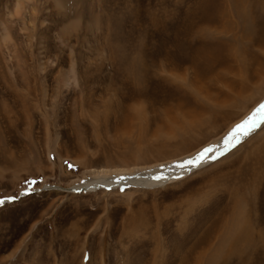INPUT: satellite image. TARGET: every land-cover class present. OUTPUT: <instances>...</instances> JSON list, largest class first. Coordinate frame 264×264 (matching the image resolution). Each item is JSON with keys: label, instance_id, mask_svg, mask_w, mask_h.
Segmentation results:
<instances>
[{"label": "rangeland", "instance_id": "1", "mask_svg": "<svg viewBox=\"0 0 264 264\" xmlns=\"http://www.w3.org/2000/svg\"><path fill=\"white\" fill-rule=\"evenodd\" d=\"M5 26L0 264H264V130L160 186L68 191L188 161L263 103L264 0H0Z\"/></svg>", "mask_w": 264, "mask_h": 264}, {"label": "bare ground", "instance_id": "2", "mask_svg": "<svg viewBox=\"0 0 264 264\" xmlns=\"http://www.w3.org/2000/svg\"><path fill=\"white\" fill-rule=\"evenodd\" d=\"M15 6V5H14ZM19 11V5L17 4V7L15 8V11ZM10 16V15H9ZM8 21L10 22L11 19L8 17ZM11 41V35L7 27L5 26L3 31L0 33V45L8 46L9 42ZM6 49H9V46L6 47ZM10 57L8 56V60L6 62L7 67L10 65ZM10 68V67H9ZM264 103V102H263ZM238 124V123H237ZM236 124H234L229 133L232 131V129L235 127ZM226 136V135H225ZM226 136V137H227ZM222 138L219 140V142L216 145H211L205 147V148H212L213 152L209 153V155L216 154L217 149H222L225 147L224 140L225 138ZM204 149V148H203ZM203 149L199 150L198 152L194 153L190 156V159H193L199 152H201ZM208 161V160H207ZM186 161L181 160L179 163H172V165L165 169V170H157L156 167H133V168H102L99 170H93L89 171V177L88 179H85L83 182H75L73 183L72 187L68 189L70 193L78 192V191H95L98 188H115L117 185H132L134 187H154V186H160L163 185L167 180L173 179L176 177H180L184 175L187 171H190L193 169L191 165L185 164ZM181 164H185L183 168L179 167ZM202 165V164H201ZM155 175H161L164 177V179L161 180H155L152 179ZM118 177H124L123 180H118ZM47 191H61L60 187L55 185H50L46 187ZM4 204V203H3ZM247 233L244 232L242 235L245 236Z\"/></svg>", "mask_w": 264, "mask_h": 264}, {"label": "snow or ice", "instance_id": "3", "mask_svg": "<svg viewBox=\"0 0 264 264\" xmlns=\"http://www.w3.org/2000/svg\"><path fill=\"white\" fill-rule=\"evenodd\" d=\"M257 130H264V103L258 105L256 109L252 111V113L243 121L236 124L229 135L224 140V145L222 149H217L216 154L209 155V153L213 152L212 148H204L201 152H199L193 159H190L185 162V164L191 165L193 168L198 167L199 165L205 163L207 160H218L220 157L225 156L227 153H230L232 150L238 148L242 143L245 142L246 138H249L252 134L257 132ZM69 168H73L74 166L65 162ZM185 164H181L179 167L183 168ZM124 177H118V180H123ZM155 180L164 179L161 175H155L152 177ZM31 185H34L36 181L29 182ZM34 190L33 188H29V191ZM120 191H124V188L121 187ZM26 194V193H22ZM9 200L15 199V197H8ZM5 201L0 200V204H3Z\"/></svg>", "mask_w": 264, "mask_h": 264}]
</instances>
